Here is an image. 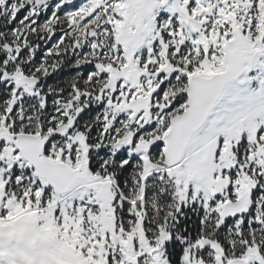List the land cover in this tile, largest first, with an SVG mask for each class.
Wrapping results in <instances>:
<instances>
[{
    "label": "snow or ice",
    "instance_id": "snow-or-ice-1",
    "mask_svg": "<svg viewBox=\"0 0 264 264\" xmlns=\"http://www.w3.org/2000/svg\"><path fill=\"white\" fill-rule=\"evenodd\" d=\"M0 264H264V0H0Z\"/></svg>",
    "mask_w": 264,
    "mask_h": 264
}]
</instances>
